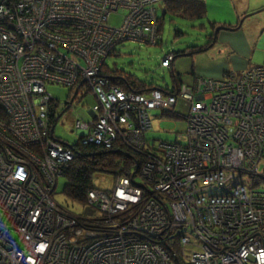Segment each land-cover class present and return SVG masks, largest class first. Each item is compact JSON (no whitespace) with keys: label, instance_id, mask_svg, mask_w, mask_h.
Here are the masks:
<instances>
[{"label":"built area","instance_id":"1","mask_svg":"<svg viewBox=\"0 0 264 264\" xmlns=\"http://www.w3.org/2000/svg\"><path fill=\"white\" fill-rule=\"evenodd\" d=\"M164 1L0 0V264H264V190L257 188L264 178V64L149 95L102 73L118 44L161 40ZM120 11L121 23L112 24ZM174 59L169 53L159 64L171 68ZM48 84L96 96L89 119L76 121L82 145L111 146L121 136L150 146L151 112L185 100L186 133L153 148L142 144V183L138 173L120 176L124 207L143 196L125 226L73 235L69 225L81 222L69 224L55 191L76 152L51 127L58 101ZM101 190L90 189L87 200H98Z\"/></svg>","mask_w":264,"mask_h":264},{"label":"rangeland","instance_id":"2","mask_svg":"<svg viewBox=\"0 0 264 264\" xmlns=\"http://www.w3.org/2000/svg\"><path fill=\"white\" fill-rule=\"evenodd\" d=\"M205 1L208 5V13L205 18L192 19L180 15L172 16L170 13H167L163 19V29L159 26V34H162V38L157 44H140L137 41L126 40L117 45L114 54L109 55L106 58L107 64L112 69L118 68L120 70H124L122 73L134 75L135 77H138L148 83L154 82L156 85L162 87L168 86L172 88L174 86V78L172 76L171 68L160 66L159 61L166 53L174 51L179 54L176 56L174 61V70L179 74L178 79L180 84V81H182L183 84L193 85V80L197 75H201L199 78H202V76H208L209 74H205L203 73L205 71H200L199 69L209 67L214 63L222 62L223 59H216L218 55L216 51V45L224 41V39L222 40V36L226 33H224V31H227L225 28L218 29L220 26H214L212 28L211 23L217 20L222 21V23L227 22L228 24L235 25L238 23V16L234 9V5L228 6L226 0ZM226 5L228 8L224 7ZM125 13V11H120V13L115 15L113 14L110 22L114 25H119ZM263 14L264 11L257 12L250 16L248 13H245L241 20L244 21L245 17L247 18L248 16L249 18H252L251 20H255L256 17H260ZM243 27L245 28L243 22H241L235 30H230L236 31L239 28L242 32ZM178 31L182 32L181 35H177ZM211 33L216 34L218 37V40L212 47L203 51L186 55V53H188V47L197 50L201 46H206L208 40L212 41L213 37L211 38V35L207 36ZM232 35L233 36H229V38L239 43L238 41L241 37L239 38L236 34ZM225 39H227V37H225ZM254 55V62L256 64L264 63V51H262L261 48L256 46ZM193 71H195V74L192 73ZM213 71L214 70H212L210 74H213ZM229 76L230 73H225L222 78H227ZM197 81L198 79L195 81L196 84ZM48 88L55 99L61 103L60 106L57 107V113H60V115L57 117L58 122L55 125L54 134L70 145H74L79 141L81 136L78 128L76 127V121L78 119L82 121L89 119V110L97 102V98L90 89L87 91L84 89L83 96H81V91L75 89L73 92L75 94L77 91V95L73 100L74 102L72 101L73 104L69 108H67V105L66 109L64 108V103L70 101L74 95L73 94L69 97L71 94L70 88L59 84H48ZM203 94L208 97L211 96V92L208 90L203 92ZM174 108L180 113V115H182L181 117L178 118L174 115H167L162 112L161 108L155 109L153 112H151L153 128L146 133V139L148 141H151L152 143L154 142L155 145H159L160 141H176L177 135H183L186 133L187 120L185 116L188 114L189 108L185 104V100L180 97L179 102ZM181 141L183 142L184 140ZM134 142L135 143L132 144L128 139L124 140L121 136H118L115 140H113L111 146L108 143L106 145L97 146H103L104 149H112L114 148V145L122 144L135 151L136 147H138L142 140L134 139ZM142 144H145L147 149H149V147H154L152 145L148 146L146 142H143ZM141 146L137 148L138 151L142 150ZM68 160H70L68 163L72 162L71 159ZM134 164L137 166L136 173H138L136 181H140L142 180L140 177L143 176L141 173L143 168L140 167L141 164L137 165L136 162ZM68 167L69 166H66V169ZM66 169L58 178L55 192V197L62 203H65L66 196V194L63 192L67 183V178L64 176ZM258 171L264 175V155L259 162ZM94 175V182L96 186L103 189L101 190L103 193H100V195L97 197L98 200L100 199V203H98L96 198H92V200L89 201L86 199V202L84 203L86 206L84 209L82 204L69 200V206L71 209H65L69 214V224H71L73 220H79L81 222L80 225H69V227L74 226L73 235H75V238H77V236L82 238L87 231H92V229L98 230L96 227H99L103 230H108L110 225L115 226L119 224L125 226L127 221L133 219L135 216L137 217L138 213L140 212L139 209L136 210L135 208L142 202L141 200L143 196L141 197L140 201H137V203L134 205L132 204L133 206L131 205L124 207L122 203L119 202V199L117 198L118 193L120 192L118 191V186L127 183V181L121 180L120 174L116 175L117 177L113 176L111 173L107 174L97 172ZM129 180L131 185L128 184L130 187L128 189L134 191L135 184L133 181H131V179ZM258 182L257 188L264 190V178L260 177ZM145 199L146 194H144V200ZM112 205V208H116L113 214L109 212ZM105 206L109 207V209L103 210V207ZM133 209H135V211H133ZM94 213H99V216L95 217V219H93ZM116 213L119 215L115 216ZM123 221L126 222L122 223ZM89 222H92V224H89ZM82 233L83 235L81 236L80 234Z\"/></svg>","mask_w":264,"mask_h":264},{"label":"trees","instance_id":"3","mask_svg":"<svg viewBox=\"0 0 264 264\" xmlns=\"http://www.w3.org/2000/svg\"><path fill=\"white\" fill-rule=\"evenodd\" d=\"M254 12L257 13V11H254ZM167 13H170L172 16L180 15V16L189 17L192 19H202L207 16L208 5L205 0H166L165 2H162L158 9V14H159V19H160L159 25L162 29H163V19L165 18V15ZM211 24H212L211 26L212 28L214 26L215 27L219 26L218 23L212 22ZM238 26H239V22L235 25H231L227 23L223 25V27L220 26V29L225 28V29L230 30V29H235ZM162 29H161V33H162ZM181 33L182 32L178 31L177 35H181ZM210 35H211V38L213 37L212 41L208 40L206 43V46H201L197 50H194L193 48L187 49L188 53L192 54V53L203 51V50H206L212 47L217 41V35L211 33V34H208L207 36H210ZM116 47L113 50L114 52L116 51ZM114 52L112 54H114ZM169 53L175 54V58L176 56L179 55L177 52H174V51L168 52L166 54H169ZM104 63L105 64L103 65L102 73L110 79L111 83L125 89L128 92L133 91V92H139V93H146L149 95L152 90L160 89L163 92L173 93V92H176L177 87L180 84L179 79H178L179 74L176 73V71L174 70L175 68H172L173 65L171 66V71H172V76L174 78V86L170 88L168 86L162 87V86L156 85L154 82L148 83L131 74H128V75L127 73L124 74L122 73L124 72V70H120L118 68L112 69L111 67H109L107 62H104ZM263 64H256V65H263ZM202 77L219 78V77H205V76H202ZM197 78H199V76L195 78L193 84L195 83ZM180 82L183 83L182 81ZM70 92L71 94L69 95V97L74 94L72 89H70ZM68 102L69 101L65 102L64 104L68 105ZM60 104L61 103L58 102V105L53 106L51 110L52 111L51 127L54 130H55V125L58 122L57 117L58 115H60V113L59 114L57 113V107L60 106ZM162 112L167 115H174L178 118L182 116L180 115L179 112L175 110V108L169 109V110L164 109L162 110ZM148 143L154 147L156 146L154 142L152 143L151 141H148ZM74 147H75L76 156L70 163L69 167L66 169V172L64 175L67 178V183L63 191L66 194L65 203H62L57 200L58 205L63 209H67V208L71 209L69 206V200L82 204L85 209L86 205L84 203L86 202L88 191L93 188H99L96 186L94 182V176H95L94 174H96L97 172L107 173V174L111 173L115 177H117L116 175L118 174H120V176H132L134 174H137L136 173L137 166L134 163L138 162L139 164H142L144 160L148 159V156H146L145 153L139 152L138 149H135L134 151L130 149L129 147L122 145V144L120 145L116 144L113 146L114 148L112 149H104L103 146H97L93 144L82 145L81 141H78L76 144H74ZM97 216H99V213H94L93 219H95V217ZM89 224H92V222H89Z\"/></svg>","mask_w":264,"mask_h":264},{"label":"crops","instance_id":"4","mask_svg":"<svg viewBox=\"0 0 264 264\" xmlns=\"http://www.w3.org/2000/svg\"><path fill=\"white\" fill-rule=\"evenodd\" d=\"M226 2L228 6L234 5V9L238 16L237 22H243L245 28L243 27L242 32L239 28L236 31H234L236 28L234 30L227 29V31H224V33L226 32L225 35L222 36V40L224 39V41L216 45V51L218 53L216 59L223 60L221 63H214L209 67L200 68V71L203 70L205 71L203 73L209 74L205 77L221 78L225 73H238L247 67L256 65L254 62L256 46L264 51V14L260 17H256L255 20L249 18L250 15L254 14V11H264V0H226ZM228 6L226 5L224 7L228 8ZM245 13H248L249 16L247 18L245 17L243 21L241 19L244 17L243 15H245ZM213 22L218 23L221 27L227 24V22L222 23V21L217 20ZM232 34L238 35L239 38L241 37L238 41L239 43L229 38V36H233ZM225 37H227V39H225ZM174 61L172 68H174ZM212 70H214L213 74H210ZM193 74H195V71H193Z\"/></svg>","mask_w":264,"mask_h":264},{"label":"water","instance_id":"5","mask_svg":"<svg viewBox=\"0 0 264 264\" xmlns=\"http://www.w3.org/2000/svg\"><path fill=\"white\" fill-rule=\"evenodd\" d=\"M257 12H259V11H257ZM256 12H254V14H255ZM218 29H220V27H218ZM187 49H190L189 47L187 48ZM189 55L190 53H186V55ZM76 95H77V91H76V93L72 96V98H71V100L69 101V103H68V106H67V108H69L71 105H72V101L74 100V98L76 97ZM66 108V109H67ZM54 128V127H53Z\"/></svg>","mask_w":264,"mask_h":264},{"label":"bare ground","instance_id":"6","mask_svg":"<svg viewBox=\"0 0 264 264\" xmlns=\"http://www.w3.org/2000/svg\"><path fill=\"white\" fill-rule=\"evenodd\" d=\"M88 237H89L90 239H91V238H93V236H92V235H89Z\"/></svg>","mask_w":264,"mask_h":264},{"label":"flooded vegetation","instance_id":"7","mask_svg":"<svg viewBox=\"0 0 264 264\" xmlns=\"http://www.w3.org/2000/svg\"><path fill=\"white\" fill-rule=\"evenodd\" d=\"M73 102H74V101H73ZM72 104H73V103H72ZM64 105H65L64 108H66L67 104H64ZM64 108H63V109H64Z\"/></svg>","mask_w":264,"mask_h":264},{"label":"clouds","instance_id":"8","mask_svg":"<svg viewBox=\"0 0 264 264\" xmlns=\"http://www.w3.org/2000/svg\"><path fill=\"white\" fill-rule=\"evenodd\" d=\"M162 110V109H161Z\"/></svg>","mask_w":264,"mask_h":264}]
</instances>
